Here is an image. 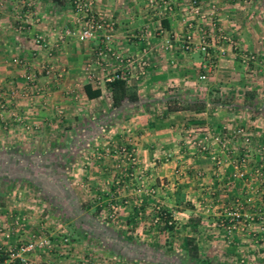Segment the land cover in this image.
Here are the masks:
<instances>
[{"label": "crops", "instance_id": "obj_1", "mask_svg": "<svg viewBox=\"0 0 264 264\" xmlns=\"http://www.w3.org/2000/svg\"><path fill=\"white\" fill-rule=\"evenodd\" d=\"M136 1L94 0L95 10L102 13L107 10L102 7L110 9L107 13L113 18L114 29L109 44L119 59L95 55L94 51L102 46L101 32L90 41L80 42L74 36L65 37L62 43L57 41V34L63 29L78 28L74 12L65 0H0L2 95L17 114L26 117L25 122L33 132L54 123L53 113L58 111L63 113L61 118L68 120L67 112L74 109L76 124L106 122L110 139L129 140L142 156L145 174L152 173L154 178L149 180L150 184L156 185V189H166L161 194L157 190L156 200L166 206L163 208L173 220L188 228L187 236L194 239L200 258H206L210 264H264L258 245L250 238L251 232L257 230L251 221L260 217L259 198L263 192L260 190L264 187L254 177L255 148L257 141L264 138V119L243 112L258 108L256 94L247 102L211 99L217 83L240 90V95L245 89L256 90L254 78L248 79L254 73L236 72L229 49L217 57L218 68L206 73L207 59L181 48L180 37L191 30L179 23L173 13L156 19L148 8H137ZM202 2L218 5V25L234 31L241 45L253 48L262 42L256 22H245L249 18L246 11L242 12L243 22L238 19L241 4L246 1ZM25 4L31 5L29 14ZM38 36L45 39L46 49L36 45ZM14 57L24 59L27 65L15 64ZM47 63L54 64L62 78L51 75L55 78L52 80L41 73L42 64ZM118 68L123 69L126 83L136 88L137 99L125 98L114 105L107 78ZM201 75H205L204 79H200ZM85 84L100 89L101 94L88 98ZM73 92L80 94L73 97ZM260 104L263 107L264 102ZM104 107L106 116L98 118ZM90 108L93 114L88 117L84 109ZM240 126L252 134L255 146L250 151L242 149L241 137L235 134ZM192 128L212 135L208 151L201 155L192 151L186 141ZM216 135L229 139V151H220ZM87 138L91 136H82L81 140ZM241 155L246 161L236 169L234 161ZM235 202L241 204L245 218L232 238L227 239L217 221L224 218L225 211ZM17 236L12 231L5 239L0 233V264H19L11 261L4 249L6 244L15 245ZM182 245L190 251L185 240ZM60 252L54 250L52 255ZM42 254H32L29 264H78L52 255L48 260Z\"/></svg>", "mask_w": 264, "mask_h": 264}, {"label": "rangeland", "instance_id": "obj_2", "mask_svg": "<svg viewBox=\"0 0 264 264\" xmlns=\"http://www.w3.org/2000/svg\"><path fill=\"white\" fill-rule=\"evenodd\" d=\"M91 1L94 8L95 2ZM165 1L171 5V10L165 14H159L157 5H150L149 0L136 2L137 8H148L156 19L173 13L179 23L191 30L180 37L181 44L185 42L187 34L191 36L193 43L200 42L203 32L212 37L208 53L193 50L207 59L206 73L218 68L217 57L226 49L233 54L236 72L245 70L247 73H254V77L248 76V79L254 78L256 90L245 89L244 94L240 95V90L227 89L217 83L213 87L216 92L211 93V99L247 102L254 98L252 95L255 93V100L261 105L264 102V0H242L246 3L241 4L242 9H239V20L243 22L242 12L246 11L245 15L248 14L249 18L245 22L255 21L259 26L262 42L253 48L241 45L234 31L218 25L217 4L206 5L202 0H197L200 13L206 15L201 18L191 9L192 0ZM158 2L161 3V0ZM179 2L183 3L182 6ZM65 3L73 10L72 0H65ZM102 8L107 9L102 13L113 21L107 13L110 9ZM210 19L214 20L215 26ZM220 34L229 37L231 43L218 39L216 36ZM98 50L99 48L94 51L95 55ZM86 67L88 68L87 65ZM122 70L118 68L114 73ZM51 77L52 80L55 79ZM89 80L93 81L94 77L90 76ZM2 82L0 80V100L6 102L7 108L0 110V233L5 239L10 237L12 231L18 235L15 245L4 246L5 252L8 248H15L28 241L34 234L52 240L51 249L34 253H43L48 260L56 250L61 252L56 256L52 255V258L61 257L78 264H195L196 260L182 245V240L187 241L189 238L188 228L172 219L173 230L169 232L162 229L164 224L156 214L167 209L163 208L166 207L164 204H159L156 197L158 198V191L161 194L166 189H156V185L150 184L149 180L154 179L153 175L145 174L142 156L133 149L129 140L110 139L106 122L76 124L74 109L67 112L68 120L61 118L63 113L58 111L57 114L53 113L54 123L48 127H38L35 132L30 131V126L25 122L26 117L17 114L11 108L8 98L2 95ZM71 94L74 97L80 93ZM259 105L253 111L243 112L264 119V104L263 107ZM105 110V107L100 110L97 117L104 118ZM85 111L88 117L92 116L91 108L84 109ZM121 128L123 129L119 127L120 130ZM244 131L249 133L248 130ZM204 133L211 134L206 130L192 128L186 135L189 147L199 155L205 151L199 153L194 148ZM250 135L249 145H245L241 139L244 151H250L255 146L252 134ZM82 136L91 138L81 140ZM215 142L218 144L217 140ZM257 142L254 177L264 185V172H256L264 167V153L259 151L264 145V138ZM168 158L171 160L172 157ZM260 191H263L259 198L260 217L251 221L255 223L257 230L251 232L253 234L250 238L260 249V259H264V187ZM104 195L106 198L102 199ZM218 222L219 220L217 224ZM222 231L228 239L237 230L231 234H227L224 229ZM238 260L232 261L235 263Z\"/></svg>", "mask_w": 264, "mask_h": 264}, {"label": "built area", "instance_id": "obj_3", "mask_svg": "<svg viewBox=\"0 0 264 264\" xmlns=\"http://www.w3.org/2000/svg\"><path fill=\"white\" fill-rule=\"evenodd\" d=\"M159 0H149L150 5H157V12L159 14H165L169 10H171V5L167 4L165 0H161V3L158 2ZM159 3V6H158ZM191 9L199 14L201 18H205L206 15L200 13L199 7L200 4L197 2V0L191 1ZM27 6V14L30 13L29 8L31 7L30 4H25ZM72 6H73V12L76 18V21L78 23V28L70 29L65 28L62 31H60L57 34V41L62 43L65 40V37L67 36H74L76 40L80 42H85L92 40L96 35L101 32V42L102 46L99 47V50L97 52L98 57H106L108 55L116 56L119 58L118 55L112 50L110 46V41L112 38V30H113V21H111L109 18H107L103 13L100 11H97L93 8L92 1L91 0H72ZM210 21H214L213 19H210ZM192 23H189L191 25ZM213 26H215L214 22L212 23ZM218 39H222V41L230 42L231 40L229 37H226L224 35H217ZM212 37H209V34L206 32H203L201 35V40L199 43H193V40L191 39V36L189 34L186 35V40L184 43L181 44V48L183 50L187 51H193V50H199L204 52L205 54L208 53V48L210 46V41ZM36 45L40 49H46V42L45 39L41 36H38L35 39ZM12 61L15 64L26 66L27 61H25L22 58L14 57ZM41 73L45 75H56L59 76L61 73L60 71H57L54 64L47 63L42 64L41 66ZM205 75H201V78H204ZM115 78H124L123 74L120 72H115L113 75L109 76L107 78V81L110 82ZM7 108V104L5 101L0 100V110H4ZM235 134L240 136L242 139V142L245 145H249L251 142V135L244 131V128L238 127L235 129ZM212 135L205 134L202 136V139L197 140V144L195 145V150L199 153H202L206 151L208 147V140H210ZM215 140L218 142V147L220 151H228L229 146V139L227 137H224L222 135H216ZM259 151H263L264 153V145H262L259 149ZM214 158V157H213ZM246 159L241 155L237 157L234 161V166L236 169L239 167L240 164L244 163ZM256 172H264V167H261L256 170ZM245 218L244 213L241 209V204L238 202H235L233 206H231L229 209L226 210V214L224 218H220L218 225L222 227L227 234H231L234 231L238 230L240 225L242 224L243 219ZM66 239V238H65ZM52 240L48 237H42L39 235H31V238L26 241L20 243L15 248H8L6 250L9 258L13 262H18L19 264H29L31 255L35 252H42L47 249L52 248Z\"/></svg>", "mask_w": 264, "mask_h": 264}, {"label": "trees", "instance_id": "obj_4", "mask_svg": "<svg viewBox=\"0 0 264 264\" xmlns=\"http://www.w3.org/2000/svg\"><path fill=\"white\" fill-rule=\"evenodd\" d=\"M109 86L111 88V99L114 105H118L123 99L127 98L128 100H135L137 99V93L136 88L133 86H130L126 83V80L124 78H115L112 81L109 82ZM84 90L88 98H95L101 94L100 89H92L90 84L84 85ZM77 198L78 194H76ZM106 198V196H102V199ZM80 200V199H79ZM158 216V219L161 220L164 225L162 226V229L165 231H172L174 228V221L172 220L170 216V212L168 210L160 211L156 214ZM187 246H190L189 255L198 261L197 264H210V261L206 258H200L198 256V252L196 250L197 245L193 238L187 239Z\"/></svg>", "mask_w": 264, "mask_h": 264}]
</instances>
